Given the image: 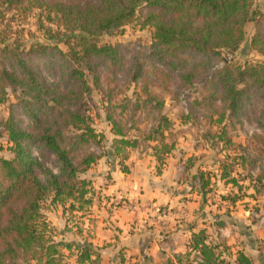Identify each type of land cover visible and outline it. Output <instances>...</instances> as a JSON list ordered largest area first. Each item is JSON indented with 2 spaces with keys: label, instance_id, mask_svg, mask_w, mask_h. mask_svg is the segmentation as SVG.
<instances>
[{
  "label": "trees",
  "instance_id": "obj_1",
  "mask_svg": "<svg viewBox=\"0 0 264 264\" xmlns=\"http://www.w3.org/2000/svg\"><path fill=\"white\" fill-rule=\"evenodd\" d=\"M261 2L257 6L254 0H0V44H5L10 22L38 11L40 28L43 22L48 23L51 27L44 28V35L56 43L38 45V53L55 54L62 63V76L68 74L75 82L65 89L59 83L47 86L38 69L20 59L15 49L7 45L0 49L5 58L15 60L9 69L0 68V105L7 103V91L11 90L18 95L29 121L25 128L10 116L1 121L9 156L0 157V264H61V250L73 248L78 264L95 263L100 248L87 241L58 240L60 234L44 213L45 205H60L65 215L91 205L90 182L82 176L99 155L79 152L95 146L107 157L113 156L121 171L128 173L125 161L131 150H150L162 166L164 157L175 148L177 131L164 111L165 99L146 85L139 88L140 96L136 94L134 103L127 101L130 105H116L110 98L102 103L103 117L98 115V119L110 127L112 153L104 150L107 135L94 127V117L85 108L91 85L98 83L96 69L117 67L120 71L123 64L120 46L99 43V38L121 33L126 27L148 32V57L160 68L155 75L159 91L168 95L175 80L182 95L201 87L197 93L191 91L186 111L177 120L195 128L206 126L196 146H208L221 156L215 172L193 175L204 201L207 194L217 191V182L232 188L220 194L232 207L247 196L264 192V171L254 175L257 165L248 159V148L231 135L236 126L250 120V93L264 97V60L239 64L231 59L218 66L225 55L232 57L240 49L249 23H254L255 31L248 49L264 59V0ZM57 37L63 39L55 41ZM141 74V65H135L134 85ZM141 104L157 113L148 132L141 131L134 119L128 127L122 121L130 106L139 108ZM254 120L261 133L252 139L264 155V108ZM141 142L150 147L144 150ZM31 146H36L38 157ZM45 152L55 158L56 173L47 168ZM248 189L253 194L247 195ZM223 215L230 216L228 211ZM67 222H71L69 218ZM214 225L224 227L221 217L214 218ZM187 248L175 262L167 264H251L240 251L230 261L231 247L220 239L209 240L205 229L191 233Z\"/></svg>",
  "mask_w": 264,
  "mask_h": 264
},
{
  "label": "crops",
  "instance_id": "obj_2",
  "mask_svg": "<svg viewBox=\"0 0 264 264\" xmlns=\"http://www.w3.org/2000/svg\"><path fill=\"white\" fill-rule=\"evenodd\" d=\"M102 122L109 136V145L104 150L112 153L113 135L103 119ZM178 147L175 144L173 151L164 157L162 166L150 150H131L125 161L128 173L121 171L113 156L107 157L102 149H99L100 153L95 152L99 159L82 176L90 182L92 203L74 212L76 223L81 224L80 221L85 222V219L91 223L92 238L87 240L86 225L79 229V236L77 228L67 222L62 212L56 226L47 217L60 234L57 239L87 241L100 248L98 259L93 264H167L188 251L191 233L205 229L209 240L220 239L231 247L230 261H234L240 251L251 260V264H264V192L259 196H247L232 207L220 197L232 188L217 182V191L207 194L205 202L192 179L193 175L199 171L215 172L217 159L221 156L205 145H193L187 154L181 153ZM246 193L251 195L253 190L248 189ZM117 198L125 199L120 206L111 208L106 202L109 199L118 202ZM249 201L257 204L255 210L246 204ZM125 204L134 205L135 209H128ZM153 205L169 208L167 220L160 226L133 230V222L150 215ZM227 211L230 216L223 215ZM216 217H221L224 227L214 225ZM69 229L70 232H66ZM61 252L64 255L61 264H78L74 248L62 249Z\"/></svg>",
  "mask_w": 264,
  "mask_h": 264
},
{
  "label": "rangeland",
  "instance_id": "obj_3",
  "mask_svg": "<svg viewBox=\"0 0 264 264\" xmlns=\"http://www.w3.org/2000/svg\"><path fill=\"white\" fill-rule=\"evenodd\" d=\"M255 5L261 6V0H254ZM38 11H33L30 15H21L10 22L9 26H7L5 31V44H0V49L5 47L8 49H15V52L18 54L19 58L23 61L29 63L30 65L36 67L41 74V78L45 85L49 86L52 83H59L61 89H65L70 87L73 83V80L69 79L68 74L62 76V63L58 61V58L55 54L46 55L38 53L37 46L41 44H56L52 42L53 40L47 39L44 35V28L51 27L48 23L43 22V28H40V20L38 18ZM56 30L55 28H52ZM3 30V26L0 27V31ZM255 31L254 23H249L246 27V40L241 45L240 49L231 57L230 55H225L218 66H222L223 59L228 63L231 59L234 62L239 64L244 63L245 61L249 62H260L263 61V57L250 52L248 49V43L250 38L252 37ZM1 39V37H0ZM60 37H57L55 41H58ZM99 43H110L112 45L118 44L121 48V53L123 56V64L120 71H116L117 67L106 69L104 66H99L96 69L98 83L95 87L91 85V95L85 102V108L89 109V112L94 117V127L96 129L105 130V123L102 120H99V116L103 117L101 105L107 99L110 98L112 103L116 105H130L127 101L130 99L131 103H134V99L136 94L140 96L139 88L143 87V85L148 86L152 91L159 94L162 98L164 97L165 101V113L169 117L170 120L174 121V132H176V136L174 137L176 140V144L179 145L178 149L181 153L187 154L192 150L193 145H199L198 135L202 134L206 131V126L201 124L198 128L191 127L189 125L180 124L177 120V116L185 112V107L183 103H189V97L191 91L198 92L200 91V86H195L193 90L188 91L184 95H182L179 91L178 81L175 80L170 89V93L168 95L163 94L159 91L158 88V79L155 78L157 71L160 69L159 66H156L154 62L148 57V47L150 43V36L146 31H140L135 26L126 27L121 33H117L111 37L102 36L99 38ZM60 50L66 51V47L63 44L57 45ZM33 48V51L31 50ZM9 63L15 65V60H13L12 56L4 57L0 52V68L9 69ZM225 63V64H226ZM135 65H141L142 74L140 75L139 81L134 85L133 84V68ZM52 69V70H51ZM88 78V77H87ZM89 80H91V76L89 75ZM136 89H135V88ZM7 103L4 105H0V157H8V149L5 143L6 136L4 134L3 129L1 128V121L8 118L9 116L13 119V121L19 125L21 128H25L29 125L28 118L23 110L22 103L17 98V94H13L11 90L7 91ZM252 100L249 103V108H247L250 113V120L243 121L241 125L236 126L235 130L231 131L232 138L236 143H243L247 148V155L249 160H253L257 168L253 171L254 175L259 171H264V155L261 153L259 149H261L260 145H258L253 139V135L260 134V128L256 120V115L258 112L264 108V97L259 93H250ZM184 96H186L184 98ZM139 108L129 107L128 110L123 114L122 121L126 127L131 125V120L134 119L136 124L140 127L141 131L148 132L155 125V118L157 117V113L153 110L149 105H138ZM118 113L119 109L116 110ZM97 115V117L95 116ZM109 136H107V141ZM105 142V146L108 142ZM142 147L146 150V147L149 148L150 145L144 142H141ZM216 148V147H215ZM87 151H92L96 153H100L99 148L95 146H90L89 148H84L80 153L83 155ZM215 153V149L213 150ZM31 152L33 155L38 157L36 146H31ZM46 153V166L51 171L56 173L58 171L57 164L55 163V158ZM115 199V197L113 198ZM102 199L104 202L110 203L111 208L120 206V204L125 200L124 198L119 199L118 202L115 200ZM102 201V202H103ZM127 201V200H126ZM254 202H247V205H251L255 210V206L257 204H253ZM259 205V204H258ZM44 213L46 217H49L50 222L56 226V220L61 217L62 208L61 206L57 207H49L44 206ZM161 208L165 210H169L167 206H161ZM65 214V213H63ZM67 218L70 219L71 223L77 225V229L85 226V235L87 236V240L92 238L91 223L88 222V219H85V222L80 221L81 224L76 223L77 219L74 213L66 212ZM170 214L166 217L164 221L167 220ZM91 219V218H90ZM79 222V221H78ZM74 227V226H73Z\"/></svg>",
  "mask_w": 264,
  "mask_h": 264
},
{
  "label": "built area",
  "instance_id": "obj_4",
  "mask_svg": "<svg viewBox=\"0 0 264 264\" xmlns=\"http://www.w3.org/2000/svg\"><path fill=\"white\" fill-rule=\"evenodd\" d=\"M183 106L185 107L186 110V104L183 103ZM125 207H127L128 209H135L134 205H130V204H125ZM151 210L149 211L150 215H147L145 218H142L141 221H137L135 220L133 222L132 228L133 230H139L141 228L144 229H149L152 228L156 225L160 226L162 225V223H164L165 218L168 216L169 214V210H165L163 208H161V206H157V205H153L151 208ZM147 213V214H149Z\"/></svg>",
  "mask_w": 264,
  "mask_h": 264
},
{
  "label": "water",
  "instance_id": "obj_5",
  "mask_svg": "<svg viewBox=\"0 0 264 264\" xmlns=\"http://www.w3.org/2000/svg\"><path fill=\"white\" fill-rule=\"evenodd\" d=\"M226 63V60L225 59H223V64H225Z\"/></svg>",
  "mask_w": 264,
  "mask_h": 264
}]
</instances>
